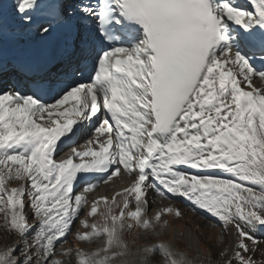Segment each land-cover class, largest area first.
Wrapping results in <instances>:
<instances>
[{
    "label": "snow or ice",
    "instance_id": "1",
    "mask_svg": "<svg viewBox=\"0 0 264 264\" xmlns=\"http://www.w3.org/2000/svg\"><path fill=\"white\" fill-rule=\"evenodd\" d=\"M150 190L207 213L231 255L137 246L181 215L150 216ZM0 215V264H258L264 0H0ZM77 220L95 249L73 256Z\"/></svg>",
    "mask_w": 264,
    "mask_h": 264
},
{
    "label": "rangeland",
    "instance_id": "2",
    "mask_svg": "<svg viewBox=\"0 0 264 264\" xmlns=\"http://www.w3.org/2000/svg\"><path fill=\"white\" fill-rule=\"evenodd\" d=\"M126 178L129 180L128 176ZM13 187H15V184ZM93 192L91 193V195L95 194V192ZM91 195L87 196L89 205L91 201H93ZM154 197H156V199L159 198L157 196ZM166 201H168L166 206L160 205L156 202L152 203L153 205L150 206L149 215H153L157 211V208L161 209L164 207H172L173 209H178L181 215L179 217L175 216L174 214L166 215L164 219H167L169 223L162 234L159 236H152L150 239L138 240L137 246H144L146 244L164 241L171 244L177 251L184 253L192 258L197 257V255L206 258L208 257L210 252L215 253V255L213 256L214 262H218L221 260L219 253L223 251L225 247L229 248V255H231L230 249L232 244L234 243V237L231 234H228L224 237V243H218V240L221 236V229L219 226L213 227V223L215 221L211 220L207 213L201 214L199 210L192 211L189 203L185 200L183 202H172L171 200ZM88 210L89 208H85L84 210H82L80 218L86 219L90 224L92 223L93 219L99 218V212L103 210V205H100L96 217H87ZM30 222L35 223V221ZM0 225H3L2 215H0ZM88 230L89 229L84 228L79 223V220L74 222L72 227L73 234L67 237L68 243L64 245L65 249H72L73 256L77 248H80L85 252H90L95 249V245H89L88 243H83L75 239V233L77 231L84 232ZM257 237L259 240H264V234H257ZM127 238L129 242H131L132 237L129 236ZM4 242L5 237L3 228L0 227V247L3 246ZM8 243H11L10 239L8 240ZM249 246H251L250 242ZM59 251L60 249L58 248V252ZM262 253H264V243L259 244L256 253L253 254V259H255L258 264H264V255H262Z\"/></svg>",
    "mask_w": 264,
    "mask_h": 264
},
{
    "label": "bare ground",
    "instance_id": "3",
    "mask_svg": "<svg viewBox=\"0 0 264 264\" xmlns=\"http://www.w3.org/2000/svg\"><path fill=\"white\" fill-rule=\"evenodd\" d=\"M256 83H257V85H259V81L258 80L256 81ZM79 143L82 144L83 140L79 141ZM65 151H67V150H65ZM126 177H127V175H124V174H121L118 177H114L113 180L109 181V183L107 185L100 184L96 189H94L93 190L95 192L94 195H91V193H90V194H88V196L91 195V198L93 200H95L97 197H100V196H107L109 198V200H110L114 193L120 192L121 189H123L124 187L128 186V184L130 183V180H128ZM12 186H14V184ZM154 196H156V195L153 192H151L149 194V199L150 200H155V202L160 204V205H164V206L167 205L168 201L162 200V199H159V198L156 199ZM175 199H171V200H175ZM152 205L153 204L151 203L150 206H152ZM157 210H159V209L157 208ZM89 245H91V244H89Z\"/></svg>",
    "mask_w": 264,
    "mask_h": 264
}]
</instances>
